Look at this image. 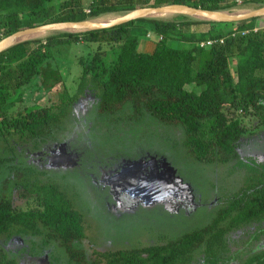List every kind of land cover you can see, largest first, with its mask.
Here are the masks:
<instances>
[{"label": "trees", "instance_id": "trees-1", "mask_svg": "<svg viewBox=\"0 0 264 264\" xmlns=\"http://www.w3.org/2000/svg\"><path fill=\"white\" fill-rule=\"evenodd\" d=\"M231 2L153 0L150 4V0H91L89 13L85 14L81 0H0V42L28 28L90 21L144 8L184 6L224 12L240 7L234 0ZM248 2L244 0V5ZM49 11L52 12L46 21L36 22ZM175 18L138 20L152 28L149 53L138 50V36L133 30L135 20L81 33L55 31L1 52L0 139L26 135L37 143L35 151L44 144L59 143L57 131L61 130L72 105L79 100L78 93L90 89L98 97L92 125H103L106 130V125L114 127L110 132L114 140H128L131 129L140 125L144 116L159 124L178 126L184 134L182 146L188 155L207 164L235 162L237 168L247 173L244 186L222 199L214 217L202 229L166 245L97 253L93 261H88L79 248L86 234L84 222L67 196L55 184H43L38 176L40 173L32 167L14 169L10 158L0 157V173L5 171L0 195V238L30 237L32 245L40 239L39 251L51 250L49 259H57L60 264H193L197 257L202 259L201 264L249 263L245 246L231 252L230 240L236 233L241 234L254 224L264 222V163L257 164L253 159L243 162L238 154V145L245 132L242 118L251 115L264 127V27L257 26V18H252L227 24L234 26V36H230V32L211 30L198 36L184 33L181 36L183 27L197 30L216 23L187 16ZM244 31L247 34L242 36ZM180 36V42L192 43L190 49H174L168 45ZM220 38L224 39L221 45L201 50L196 47L203 40ZM80 43L97 45L99 50L107 45L115 58L108 64L99 63L96 59L101 53L95 51L88 63L81 62L82 73L76 93L68 97L60 85L59 71L64 70L63 65L54 56L59 48ZM198 59L194 71L193 64ZM231 59L235 61L233 73L229 69ZM34 79L50 90L46 98L50 105L13 108L17 103L12 98ZM187 85L201 90L198 94L186 91ZM125 109H130L131 116L122 117ZM128 121L135 126L129 128ZM124 126L128 129L124 130ZM117 127L123 131H118ZM15 191L23 199L33 198L36 208L15 209L12 205ZM260 234L258 226L246 237L260 238ZM5 242L0 241V264H17L5 249Z\"/></svg>", "mask_w": 264, "mask_h": 264}, {"label": "rangeland", "instance_id": "rangeland-1", "mask_svg": "<svg viewBox=\"0 0 264 264\" xmlns=\"http://www.w3.org/2000/svg\"><path fill=\"white\" fill-rule=\"evenodd\" d=\"M81 1L83 13L88 14L91 0ZM231 1L223 0V3L232 4ZM238 1L243 2V5L237 3ZM238 1L234 0V3L239 5V8L224 12L237 15L264 7V4L260 3L264 0H249L246 5L244 0ZM152 2L153 0H150V4ZM56 10L57 7L53 8V13ZM51 12L36 22L42 24L50 17ZM125 15L127 14L110 15L86 21L95 23L114 18L115 22ZM147 18L152 17L136 19L133 28L138 36V50L145 53H149L152 48L153 41L150 35L152 28L148 23L138 20ZM174 18L175 15L156 19ZM257 20V26L264 27V17H258ZM214 23L216 25L212 27L197 30L183 27L180 34L198 36L200 33L206 34L208 30L217 33L234 29V26H228L227 23ZM181 36L172 39L174 42H168V45L174 49H190L192 43L180 42ZM100 50L97 45L87 46L82 43L67 45L57 50L59 53L54 59L62 63L64 68L63 71L62 69L59 71L62 78L60 85L68 97L76 93L82 73L81 62L88 63L95 51L101 53L96 59L99 63L108 64L114 60L115 53L109 46L102 45ZM198 62L199 59L193 64L194 71L198 67ZM229 69L232 73L235 71L233 59L229 60ZM39 81L34 79L31 84L17 92L12 98L17 103L13 108L22 106L30 108L33 105L38 108L50 105L46 100L50 90L43 88ZM185 90L198 94L201 89L187 85ZM94 94L90 89L78 93L79 100L72 105L68 117L61 124V130L57 131L59 143H47L39 151H35L37 143L32 142L26 135L22 138L0 139V157L12 160L11 168L32 167L34 171L40 173L38 176L43 184L58 186L72 203L73 209L80 213L86 234L79 248L88 261H93L97 253L165 245L202 229L210 223L222 199L244 186L247 173L244 169L237 168L235 162L227 165L207 164L198 162L188 155L182 146L184 134L178 126L159 124L144 116L140 125L131 129L130 137L132 135L135 137H128V140L122 142L114 140L110 137L114 127L106 125V130L103 125H92L98 99ZM125 116H131L130 109L123 111L122 117ZM241 122L245 132L238 145L240 159L243 162L253 159L257 164L264 163V127L251 115L242 118ZM127 125L129 128L135 126L134 122L129 121ZM116 129L122 132L128 127ZM127 170L144 179L152 176L161 178L165 194L155 199L164 198L163 201L144 206L148 203L147 197L134 196L133 200L127 194L129 197L127 198V192L123 194L126 190L120 177L122 172ZM4 173L5 171L0 173V195ZM108 185L119 192L118 197L111 198ZM151 199H154V196ZM136 202L141 205L138 206L139 209L134 207ZM12 205L15 209L24 211L36 208L33 198L23 199L16 191L12 196ZM0 241L2 243L6 241L5 249L11 256L16 257L20 264H25L29 258L34 257L42 260L39 264H51L48 256L51 250L46 249L43 253L39 251V247H42L40 239L35 240V245H32L33 239L30 237L12 240L0 238ZM35 261L27 264H36ZM201 263L202 259L197 257L194 264Z\"/></svg>", "mask_w": 264, "mask_h": 264}, {"label": "water", "instance_id": "water-1", "mask_svg": "<svg viewBox=\"0 0 264 264\" xmlns=\"http://www.w3.org/2000/svg\"><path fill=\"white\" fill-rule=\"evenodd\" d=\"M225 12H214V11H204L199 8H188L184 6H163L158 8H144L138 9L129 14L125 15L123 18H120L118 21H115L110 24L88 27L89 21L83 22H68V23H58V24H46L34 28H28L23 31L17 32L0 42V53L4 50L22 43V41L17 42V39L21 35H40V34H49L55 31H63L65 28H74L80 30L78 32H87V31H95L102 29H109L115 26H119L121 24L134 21L139 18H146L151 16L155 18L154 15H175V16H187L195 20L199 21H208V22H219V23H239L243 21L250 20L252 18L264 17V7L258 9L256 11H250L243 14H228L230 17L223 18L222 14ZM67 32V31H63ZM69 32V31H68ZM73 33V32H71ZM27 41V40H26ZM25 42V41H24ZM138 174L131 173L128 170L122 172L120 177H122L124 186L126 188V192L129 196H138V197H147L146 204L152 205L155 202L160 203L164 198L155 199V197H161L165 194L163 191L164 184L161 183V178H156L155 176L149 178H142L141 176H136ZM121 179V180H122ZM154 196V199H151ZM153 200V201H152Z\"/></svg>", "mask_w": 264, "mask_h": 264}, {"label": "flooded vegetation", "instance_id": "flooded-vegetation-1", "mask_svg": "<svg viewBox=\"0 0 264 264\" xmlns=\"http://www.w3.org/2000/svg\"><path fill=\"white\" fill-rule=\"evenodd\" d=\"M108 187H109L108 189L111 192V198H112V196L118 197L119 192L114 191L110 185H108ZM125 190H126V188H125ZM125 193H126V191L123 192L124 195H125ZM128 196L126 193L127 198L131 197L133 200L135 198L134 196H129V197ZM139 204L140 203L136 202L134 207L138 208V206H141ZM144 206H147L146 203ZM157 207H159V206H157ZM258 226H260V228H261V234H260L261 237L260 238L246 237L247 234L253 233L254 228H257ZM235 235H236L235 237L231 236L232 239L230 240L232 242L231 244H233L230 248L231 252H235L237 250V248L240 246H245L246 249L244 252L246 253L247 257L249 256V263L248 264H264V222L254 224L253 227L250 228V230H245V231L241 232V234L236 233ZM172 241H174V240H172ZM168 243H166V244H168ZM143 248H146V247H143ZM136 249H139V248H136ZM9 255H10V253H9ZM53 256L57 257L56 255H53ZM11 258H13L17 262V264H20V261L18 259H16V257L11 256ZM33 260H36L35 261L36 264H39L42 261L41 259H37L36 257H34V258H29V261H27V262L29 263V262H32ZM56 261H57V259L51 260V264H60L59 262H56ZM27 262L25 264H27Z\"/></svg>", "mask_w": 264, "mask_h": 264}, {"label": "bare ground", "instance_id": "bare-ground-1", "mask_svg": "<svg viewBox=\"0 0 264 264\" xmlns=\"http://www.w3.org/2000/svg\"><path fill=\"white\" fill-rule=\"evenodd\" d=\"M242 14V13H241ZM161 16H169V15H164V14H161V15H154L155 18H160ZM222 17L223 18H228L230 17V15H228L227 13H223L222 14ZM114 18L110 19V20H99V21H95V23H88V27H95V26H102V25H106V24H110L111 22H113ZM118 21V20H117ZM63 31H69V32H78L80 30H77V29H74V28H65L63 29ZM46 34H36V35H21L18 39H17V42H20V41H26V40H30V39H37V38H43L45 37ZM45 39V38H44Z\"/></svg>", "mask_w": 264, "mask_h": 264}, {"label": "built area", "instance_id": "built-area-1", "mask_svg": "<svg viewBox=\"0 0 264 264\" xmlns=\"http://www.w3.org/2000/svg\"><path fill=\"white\" fill-rule=\"evenodd\" d=\"M238 1V0H237ZM237 3H240L239 1L237 2ZM256 30L257 29H255L254 30V32H256ZM230 33H231V35L230 36H234L235 35V33H233L232 32V30L231 31H229ZM245 34H247V31H244V32H242L241 33V35L243 36V35H245ZM148 36V35H147ZM149 37V36H148ZM223 41H224V39L223 38H220V39H206V40H203V41H201V42H199L198 44H196V47H197V49H210L212 46H214L215 44L216 45H221V44H223Z\"/></svg>", "mask_w": 264, "mask_h": 264}, {"label": "crops", "instance_id": "crops-1", "mask_svg": "<svg viewBox=\"0 0 264 264\" xmlns=\"http://www.w3.org/2000/svg\"><path fill=\"white\" fill-rule=\"evenodd\" d=\"M173 42V41H172Z\"/></svg>", "mask_w": 264, "mask_h": 264}]
</instances>
